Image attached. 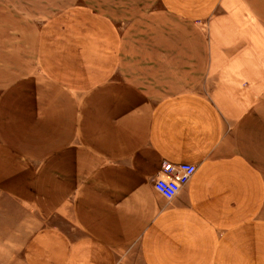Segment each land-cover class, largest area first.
Instances as JSON below:
<instances>
[{"label": "crops", "instance_id": "0c3cea01", "mask_svg": "<svg viewBox=\"0 0 264 264\" xmlns=\"http://www.w3.org/2000/svg\"><path fill=\"white\" fill-rule=\"evenodd\" d=\"M9 3L8 264H264V0ZM164 161L197 166L172 200Z\"/></svg>", "mask_w": 264, "mask_h": 264}, {"label": "built area", "instance_id": "2783aa9c", "mask_svg": "<svg viewBox=\"0 0 264 264\" xmlns=\"http://www.w3.org/2000/svg\"><path fill=\"white\" fill-rule=\"evenodd\" d=\"M160 166L154 188L167 200L175 198L197 171V166L192 163L164 161Z\"/></svg>", "mask_w": 264, "mask_h": 264}, {"label": "rangeland", "instance_id": "374dc122", "mask_svg": "<svg viewBox=\"0 0 264 264\" xmlns=\"http://www.w3.org/2000/svg\"><path fill=\"white\" fill-rule=\"evenodd\" d=\"M9 2H11V0H0V9L2 10L3 5L6 8L12 9L13 5H11V3H9ZM8 253H11V252L10 251H6L4 253H0V255H3L2 257H4V261L6 262V264L9 263V261H8L9 255H7ZM122 254H124V252ZM119 260H120L119 264H132V263L128 262V259L126 261V259H124L122 257H120ZM0 264H2V263H0Z\"/></svg>", "mask_w": 264, "mask_h": 264}]
</instances>
